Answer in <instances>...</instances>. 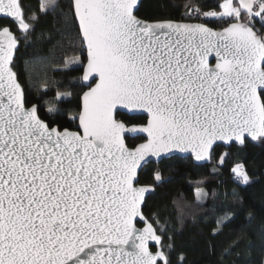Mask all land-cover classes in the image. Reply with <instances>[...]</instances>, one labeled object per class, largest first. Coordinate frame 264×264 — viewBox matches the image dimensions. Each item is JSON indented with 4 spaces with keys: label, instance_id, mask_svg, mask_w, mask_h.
Instances as JSON below:
<instances>
[{
    "label": "snow or ice",
    "instance_id": "1",
    "mask_svg": "<svg viewBox=\"0 0 264 264\" xmlns=\"http://www.w3.org/2000/svg\"><path fill=\"white\" fill-rule=\"evenodd\" d=\"M140 7L0 0V264H186L167 222L146 211L166 182L157 165L191 159L227 168L238 187L257 182L238 155L264 145V0H186L179 19L141 18ZM49 14L60 39L21 64L22 42L31 47ZM219 196L195 189V206L213 201L212 236L243 203L235 188L223 193L231 204ZM255 221L248 212L220 264H264V217Z\"/></svg>",
    "mask_w": 264,
    "mask_h": 264
},
{
    "label": "trees",
    "instance_id": "2",
    "mask_svg": "<svg viewBox=\"0 0 264 264\" xmlns=\"http://www.w3.org/2000/svg\"><path fill=\"white\" fill-rule=\"evenodd\" d=\"M36 2L37 0H26V3H31L34 7ZM185 2L186 0H141L138 15L149 20L179 19L184 11ZM202 2L214 6L216 0H202ZM5 22V20L0 19V23ZM61 27L60 20L53 14L41 15L35 25L31 47L25 48L23 42L21 44L20 55L22 60L20 63L22 64L23 59L28 58L34 49H38L41 54H48L56 41L60 39L57 29ZM41 34H43V38H40ZM62 54L59 48L55 49L57 57ZM69 55H71L70 50ZM43 72L44 69L41 67L40 70L33 73L37 87L42 81ZM49 74L57 79L64 77L63 73H52L50 70ZM72 75H77V73H72ZM33 95L35 101L42 106L44 100L49 98L42 90L37 92L36 89H33ZM222 150L220 149V151ZM236 151L237 149L233 148V152ZM238 159L246 163L248 171L253 174L257 181L251 187H238L234 184L227 168L221 170L222 174H213L211 164H196L191 159L165 161L163 164L157 165L163 172L166 182L156 188L155 195L148 201L146 211H157L161 221L167 222L166 227L173 230L171 234L175 237L177 254L183 252L186 264H220L222 249L244 226L248 212L255 215L256 223H259L260 219L264 217V145L255 142L249 143L247 147L239 150ZM141 179L142 182H152L150 175L142 176ZM197 187L204 188L209 192L216 190L220 194L219 199L221 201H224L223 193L225 190L231 192L235 188L242 198L243 203L239 206L238 216L231 223H228L223 228L222 233L217 236L211 234L212 228L215 227L212 223L215 216L210 213L213 201L209 199L205 205L195 206V189ZM174 201L186 205L183 207V213ZM224 202L231 204V197L229 196ZM181 214L184 216L183 227L177 220ZM243 246L241 244V248ZM230 259H235V257ZM251 259L258 261L259 253H254ZM236 264H244V258L241 257L236 261Z\"/></svg>",
    "mask_w": 264,
    "mask_h": 264
},
{
    "label": "rangeland",
    "instance_id": "3",
    "mask_svg": "<svg viewBox=\"0 0 264 264\" xmlns=\"http://www.w3.org/2000/svg\"><path fill=\"white\" fill-rule=\"evenodd\" d=\"M39 66V67H38ZM40 68H41V66L40 65H35V68H34V71H38V70H40ZM38 69V70H37ZM43 78V77H42ZM42 78H41V80H42Z\"/></svg>",
    "mask_w": 264,
    "mask_h": 264
},
{
    "label": "water",
    "instance_id": "4",
    "mask_svg": "<svg viewBox=\"0 0 264 264\" xmlns=\"http://www.w3.org/2000/svg\"><path fill=\"white\" fill-rule=\"evenodd\" d=\"M194 163H196V162H194ZM197 164V163H196ZM204 164H207V163H204Z\"/></svg>",
    "mask_w": 264,
    "mask_h": 264
}]
</instances>
